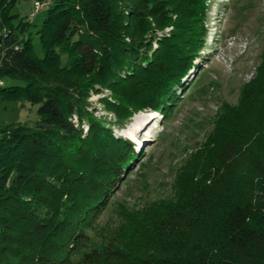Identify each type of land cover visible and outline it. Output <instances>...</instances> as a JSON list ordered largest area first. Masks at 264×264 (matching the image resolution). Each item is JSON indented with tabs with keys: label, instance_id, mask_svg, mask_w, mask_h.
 <instances>
[{
	"label": "trees",
	"instance_id": "1",
	"mask_svg": "<svg viewBox=\"0 0 264 264\" xmlns=\"http://www.w3.org/2000/svg\"><path fill=\"white\" fill-rule=\"evenodd\" d=\"M51 1L35 31L40 57L32 19H15L16 0L0 2V104H37L32 124L0 125V264H264V49L180 165L173 198L121 205L100 232L137 155L112 126L138 110L169 113L204 44L208 3ZM167 26L152 49L145 29ZM90 91L109 92L99 99L108 124L89 110ZM87 229L99 247L87 249Z\"/></svg>",
	"mask_w": 264,
	"mask_h": 264
},
{
	"label": "rangeland",
	"instance_id": "2",
	"mask_svg": "<svg viewBox=\"0 0 264 264\" xmlns=\"http://www.w3.org/2000/svg\"><path fill=\"white\" fill-rule=\"evenodd\" d=\"M3 1L8 3L10 0H0ZM207 3L204 44L194 59L195 67L188 71L182 85L175 90V103L170 106L169 113L138 110L124 127L112 126L114 134L134 143L137 155L98 220L100 232L116 224L121 205L127 209H140L153 200L173 198L180 165L213 129L222 112L221 104H235L239 88L255 74L264 49V0H207ZM31 9L32 0H16L10 12L17 13L16 20L20 17L28 19ZM45 13L46 9L38 11L29 27L33 52L39 57L42 49L35 31ZM149 21L151 24L152 18L149 17ZM146 29L145 37H154V49L171 26L162 30ZM108 94V91H90L88 99L89 110L97 117H104L106 124L112 115L103 109L99 99ZM36 107L37 104L22 99L2 101L0 125L6 121L32 124L36 119ZM132 118L136 119L134 137L128 135ZM86 234L89 238L87 249L101 245L98 230L87 229Z\"/></svg>",
	"mask_w": 264,
	"mask_h": 264
},
{
	"label": "built area",
	"instance_id": "3",
	"mask_svg": "<svg viewBox=\"0 0 264 264\" xmlns=\"http://www.w3.org/2000/svg\"><path fill=\"white\" fill-rule=\"evenodd\" d=\"M51 3V0H32V9L29 12V18L32 19L38 11L50 5Z\"/></svg>",
	"mask_w": 264,
	"mask_h": 264
},
{
	"label": "bare ground",
	"instance_id": "4",
	"mask_svg": "<svg viewBox=\"0 0 264 264\" xmlns=\"http://www.w3.org/2000/svg\"><path fill=\"white\" fill-rule=\"evenodd\" d=\"M130 126H129V132H128V135L130 136V137H134V126L136 125V119L135 118H132V120H131V122H130V124H129ZM139 125H137V127H138ZM129 137V138H130ZM135 137H136V133H135ZM132 139V138H131Z\"/></svg>",
	"mask_w": 264,
	"mask_h": 264
}]
</instances>
